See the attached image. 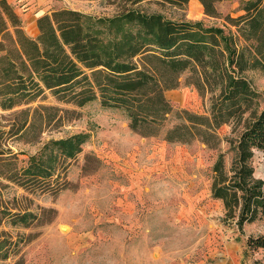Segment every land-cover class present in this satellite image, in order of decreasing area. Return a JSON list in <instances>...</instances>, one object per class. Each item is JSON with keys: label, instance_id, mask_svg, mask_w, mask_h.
Masks as SVG:
<instances>
[{"label": "trees", "instance_id": "1", "mask_svg": "<svg viewBox=\"0 0 264 264\" xmlns=\"http://www.w3.org/2000/svg\"><path fill=\"white\" fill-rule=\"evenodd\" d=\"M188 1L107 0L117 8L111 16L58 9L37 18V34L32 37L13 7L0 0V107H24L14 112L19 122L6 133L27 142L32 141L30 135L40 137L62 126L69 112L58 106H28L46 91L59 103L77 107L99 99L103 107L123 110L131 131L150 137L174 112L166 92L177 89L188 71L187 83L201 97L210 94L209 115L181 110L178 114L185 121L168 128L164 140L189 144L197 139L216 148L218 129L232 125L236 136L224 138L231 162L227 167L226 153L217 155L210 193L223 205L221 220L241 232L244 225L264 218V179L255 177L253 167L255 153L264 150V107L257 109L259 93L246 76L248 71L264 70V0L245 1L240 15L223 17L224 27L170 18L143 5L184 10ZM217 1L199 0L206 16L220 17ZM88 139L84 132L50 138L20 165L11 150L6 156L0 152V226L51 223L57 216L52 207L34 211L27 204L7 206L2 198L7 184L1 180L30 194L55 195L68 188V167ZM15 237L0 231L1 260L16 256L19 246L36 234ZM247 246L264 248V236H250Z\"/></svg>", "mask_w": 264, "mask_h": 264}, {"label": "rangeland", "instance_id": "2", "mask_svg": "<svg viewBox=\"0 0 264 264\" xmlns=\"http://www.w3.org/2000/svg\"><path fill=\"white\" fill-rule=\"evenodd\" d=\"M58 1L52 9L67 8L93 16H111L117 10L107 0ZM245 1L218 0V18L206 16L199 0H189L184 10L155 3L143 5L170 18L201 20L205 25L224 27L223 17L240 15ZM23 28L29 36L37 34L31 26L23 24ZM189 75L184 72L179 87L166 92L174 112L158 134L150 137L131 131L125 112L103 107L99 99L77 107L59 103L46 91L43 98L28 106H58L69 112L62 126L45 131L40 137L30 135L32 141L27 142L20 135L6 133L19 122L14 112L24 107H0V152L6 156L11 150L18 165L50 138L89 134L66 172L68 188L57 194H30L1 180L7 184L2 190L7 206L27 204L34 211L37 207H52L57 216L40 227L0 226V231L14 239L18 233L36 234L33 240L19 246L16 256L0 259V264H14L19 259L21 264L264 263V248L247 246L250 236H264V218L244 225L240 232L221 220L223 205L210 193L211 168L217 155L226 153L227 167L231 162L232 153H227L224 138L236 136L231 132L232 125L218 129L220 142L216 148L197 139L189 144L164 140L168 128L185 121L178 114L181 110L209 115L210 94L201 97L187 83ZM246 76L259 93L260 110L264 107V70H251ZM253 167L255 177L264 179V150L255 153Z\"/></svg>", "mask_w": 264, "mask_h": 264}, {"label": "crops", "instance_id": "3", "mask_svg": "<svg viewBox=\"0 0 264 264\" xmlns=\"http://www.w3.org/2000/svg\"><path fill=\"white\" fill-rule=\"evenodd\" d=\"M13 7L22 20V24L31 26L34 32L37 31L36 20L44 14H50L58 0H5ZM58 10V9H57ZM260 264V263H259ZM261 264H264L261 262Z\"/></svg>", "mask_w": 264, "mask_h": 264}]
</instances>
